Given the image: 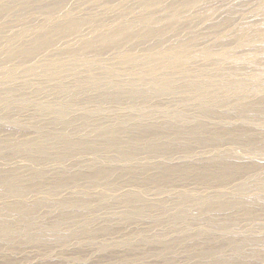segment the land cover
Returning a JSON list of instances; mask_svg holds the SVG:
<instances>
[{
    "label": "rangeland",
    "instance_id": "rangeland-1",
    "mask_svg": "<svg viewBox=\"0 0 264 264\" xmlns=\"http://www.w3.org/2000/svg\"><path fill=\"white\" fill-rule=\"evenodd\" d=\"M201 9L213 10L212 17L201 16ZM178 13L187 19L174 24L171 18ZM70 21L77 22L70 26ZM141 22L149 23L162 35L154 41L139 37ZM0 24V173L16 171L26 179L39 172L56 180L89 174L96 165L114 170L117 185L114 188L102 181L85 180L25 196L8 195L0 189L1 214L13 205H43L22 222H18V216L3 215L10 228L0 233V264H220L222 256H235L229 240L249 241L242 252L244 264H264V153L253 154L251 150L253 142L264 136V123L254 111H237L238 107L264 103V0H0ZM24 28L32 31L19 38ZM38 28L41 30L36 34ZM94 28L99 34L125 28L133 40L116 49L121 37L115 38L102 48L88 50L84 62L77 63L79 57L71 56L78 47L75 36L91 33ZM42 33L51 34V43L58 46L20 57V48H41L43 40L38 34ZM2 37L11 41L5 43ZM36 38L39 41L35 42ZM176 56L177 67L168 66ZM148 58L153 59L156 69L146 64ZM137 63L141 65L135 67ZM51 64H62L59 72L63 74L43 73ZM162 81L169 85L162 86ZM71 89L72 94L67 91ZM130 92L148 98L136 99L132 104L123 96L128 97ZM205 102L209 104L207 112H212L206 118L201 114ZM174 114L187 116L190 122L184 123ZM174 119L187 128L203 123L208 130L227 135L214 137L212 146L136 154L131 162H120V156L108 162L86 151L62 159L32 157L34 162H30L22 150L13 149L18 140L37 139L47 133L61 135L68 129L76 140L99 144L97 136L107 129L162 127ZM121 122L124 125L120 126ZM229 131L242 132L241 138L225 139ZM205 136L211 138V134ZM187 141L189 138L183 137L180 143ZM219 155L244 164L247 172L211 184L177 181L164 186V192L151 187L148 190L129 180V168L204 165ZM242 185L244 190L239 193ZM128 194L162 209L129 216L128 207L121 202ZM217 194L222 202H249L254 217L243 216L241 208L202 218L192 216L203 208L199 210L201 203L190 199ZM80 197L95 200L81 211L70 213L67 222L61 221L65 211L57 208V203ZM180 202L186 209L176 210ZM81 214L91 216L93 236L73 234L75 228L84 225ZM210 216L219 222L233 217L236 224L230 231L213 228L208 222ZM30 222L33 228L26 230ZM54 224L59 235L56 240H47L42 246L23 242L26 236L36 234L49 239L46 232ZM103 227L106 229L102 232ZM180 239H185L183 244H176ZM173 241L174 245H169ZM219 246L224 249L223 255H211Z\"/></svg>",
    "mask_w": 264,
    "mask_h": 264
},
{
    "label": "bare ground",
    "instance_id": "bare-ground-1",
    "mask_svg": "<svg viewBox=\"0 0 264 264\" xmlns=\"http://www.w3.org/2000/svg\"><path fill=\"white\" fill-rule=\"evenodd\" d=\"M66 1V0H65ZM52 2V1H51ZM51 4V3H50ZM54 4V3H53ZM195 3H193L194 5ZM55 7V6H54ZM45 9V8H44ZM213 10H200V15L204 16L206 18H210L213 15ZM188 16H190V13H187ZM174 15V14H173ZM172 15V16H173ZM199 15V12H198ZM187 19V16H182L181 14H175L171 20H174V24L178 22H182L185 19ZM192 18V17H189ZM77 21H70L69 25H75ZM143 22V21H142ZM140 23L141 29L139 30L138 34L139 37L141 36H147L149 39L153 40L157 39L162 34L159 30L155 29L153 30L152 26L149 25V23ZM1 25V24H0ZM36 27V26H35ZM63 28V27H62ZM171 28V27H170ZM173 28V26H172ZM25 29V28H24ZM32 29V28H30ZM30 29L23 30L22 34H20L19 38L24 35V33H29V31H32ZM168 29V28H167ZM41 30V28L36 29V34ZM125 28H119L115 31H109V32H101L99 34L97 31L98 29L94 28L90 32L91 33H81L78 36H75L77 48L74 52H72L73 57H79L77 63L84 62V55L88 50L92 49H99L102 48V46H106L108 42H111V40L121 37V41L119 43L115 44L116 49L123 48L125 44H128L132 39V37H128ZM84 31V30H83ZM157 31V32H156ZM49 33V32H48ZM126 34V37L124 36ZM38 38L42 39L43 42H41L45 48H43V45L39 49V47L36 48H30V50L26 49V47L18 49V53L21 54L20 57H27L28 54H34L38 51H43L49 49H55L58 45L54 42L51 43V39L53 38L51 34H38ZM38 38H36L34 41H39ZM147 38V39H148ZM2 40L6 41L5 43H9L11 39L6 40V37H2ZM127 39V40H126ZM115 42V41H114ZM121 43V44H120ZM7 45V44H6ZM120 45V46H117ZM32 47V45H30ZM25 48V49H24ZM52 49V50H53ZM27 52H26V51ZM72 57V58H73ZM178 56H176L173 60L170 61L168 66L170 67H177L176 62L178 61ZM55 61V60H54ZM148 65L151 66V68L156 69L155 67L157 65H153V59L148 58ZM75 63L76 65H78ZM62 65V64H61ZM61 65H48L45 67H48L47 70L43 73L50 75V76H60L63 74L62 72H59L61 70ZM135 65V64H134ZM141 64L135 65L140 66ZM149 66V67H150ZM133 67V68H135ZM113 71V70H112ZM77 75V74H75ZM74 75V76H75ZM49 76V77H50ZM147 76V75H146ZM258 73H255L254 77L257 79ZM39 77V76H38ZM165 77V76H164ZM53 78V77H51ZM147 78V77H146ZM44 79V78H43ZM202 79V78H201ZM91 80H97L95 78H92ZM143 80V79H142ZM168 81V80H167ZM200 81V80H199ZM80 80H77L76 83H80ZM94 82V86L97 84ZM162 86H168L169 82H161ZM98 85V84H97ZM127 85V84H126ZM231 86L232 84H228ZM80 86V85H79ZM98 86H96L97 88ZM195 88V86H193ZM161 89V88H160ZM69 93L72 94V89L67 90ZM120 94V93H119ZM73 96V95H70ZM116 98L122 97L121 95H115ZM124 99L129 100L131 103L132 101H135L136 99L144 100L143 98H148L146 94H136V92H130L128 97L125 98V95L123 94ZM142 97V98H138ZM133 104V103H132ZM264 104V103H262ZM246 106V107H238L237 111L245 113H250L251 111H254V114L258 117H260L259 121L264 123V107L262 106ZM132 107H135L132 105ZM206 107V108H205ZM209 104L207 102L201 104V114L203 117L211 116L212 112H207ZM205 108V109H203ZM63 110V109H62ZM64 112V111H63ZM258 114V115H257ZM173 117H177V119H183L184 123L190 122L187 116H180V114H174ZM181 123V122H180ZM176 119L172 120L171 122H167L162 127H156V126H150V127H142L139 126L135 130L129 129L128 127L122 126L118 128L110 129L100 135L97 136V141L99 144H93L90 142H85L84 140H76L73 138V134L71 135L70 130H64L61 135L57 134L56 136L52 134H41L37 139L34 138H27L25 140H18L14 150H22L25 158L29 160L30 162H34L32 157H36L41 160H45V158H59L62 159L67 155H73L75 152L78 151H86L91 152L92 154L95 153L96 159H103L108 162L114 161L113 158L115 156H120L119 161L120 162H131L133 161V158L137 156L136 154H155L156 152H163V153H170L172 150L178 151V149H191V145H214L215 139L221 138L222 134L227 135V133H219L218 131H215L214 129L208 130V126L204 125L203 123H197L195 127L193 128H187L185 126H181ZM119 125H124L122 122L119 123ZM96 130V129H95ZM210 131V132H209ZM100 132V131H99ZM229 136L225 137L230 141H237L239 138H241L242 132L237 131H229ZM205 134H211V138H207ZM220 136V137H218ZM183 137H188L189 141L180 143V140ZM215 137V139H214ZM10 141V140H9ZM14 142V141H13ZM11 142V143H13ZM253 146L251 148L253 154H259L264 153V136H261L260 140L258 142H253ZM127 147V148H126ZM70 155V156H71ZM166 155V154H164ZM38 156V157H37ZM155 157V156H154ZM106 158V159H105ZM232 158H229L228 156H222L219 155L217 157L212 158L210 161L205 163L204 165H174L170 167H158L156 165L154 166H143L142 169H136V168H129L128 170V176L129 180L132 181V183L135 184H141L142 186H145L146 188L151 189L155 188L157 191L164 192L166 185L174 184L175 182H179L181 184H186L190 182L191 180H195L197 182H203V183H213L217 181H230L229 179H233L236 176L242 175L247 172L248 168L244 167L243 165H240L238 163H234L231 161ZM38 163L40 161L37 160ZM96 163V162H91ZM94 171L91 173L86 174H75L70 178L66 177H59L56 180H49L48 178L44 177V174L37 173L34 175H31V178H24L19 173H0V189L4 190L5 192H8V195L12 194H18L21 196L28 195L30 192H36L45 188L49 189H56L60 187H65L70 184H79L81 181L87 180L88 183H97L102 181V183H107L108 185H114L116 188V182L113 180L114 177V170H106L97 167L96 165H93ZM151 168H155L154 172H152ZM118 172V171H117ZM215 178V179H214ZM224 178V179H220ZM220 179V180H218ZM264 182V181H263ZM244 185V184H243ZM238 189L239 193H242L244 190L243 186ZM54 186V187H53ZM151 187V188H150ZM221 198L220 196L214 195V196H208L206 198H193L190 199L194 201V203H201L198 209L203 208L200 212L192 214L195 218L199 217L202 218L203 216H208L209 214L212 216L218 211H225L232 208H241L244 215L248 219L254 217L253 207L249 202H244L239 199H228L227 201H219L218 199ZM95 200V199H94ZM91 201L90 198H78L77 200L71 199V200H62L61 202L57 203V208L64 209L66 212H62L61 221L67 222L66 219L67 216L70 215V213H73V211L78 210L81 211L86 205H90L94 202ZM104 200V199H102ZM123 202L127 207V215L131 216H137V215H144V214H151L155 209H162L161 206L158 205H150L149 203L144 202L141 198L133 194L124 195L122 198ZM105 201V200H104ZM248 203V204H247ZM105 204V202H103ZM43 206L42 204L35 203L30 206L19 204L16 206H10L5 210L4 214L0 213V233L10 228V225L8 222L2 218H6L3 215H15L18 216L17 220L18 222H22L27 219L28 214H34L36 213L37 206ZM161 205V204H160ZM163 207V206H162ZM197 208H192V210H198ZM186 209L184 207V203L180 202L177 204L176 210H182ZM199 209V210H200ZM189 210V209H188ZM82 220L84 221V225H82L79 228H75L76 230L73 232L74 235L77 236H93L95 234V231L92 230L91 224H92V218L90 215H79ZM209 217L208 222L211 223V227H216L217 229H222L224 231H230L231 227L236 224V219L233 217H230L229 219H226L225 221L219 222L215 217ZM198 218V219H199ZM33 228V224L30 222L27 225L26 230L28 228ZM210 228V227H209ZM49 232H46L49 236V239L46 235L43 234H36L32 236H26V239L23 241L24 243L28 244H35L36 246H42L47 240H56V237H59L57 233V226L51 225V227H48ZM102 232L106 229L105 227L102 228ZM201 232H197V234ZM198 234L197 236H201ZM17 237L14 236L9 241L14 240ZM142 235L139 238H141ZM159 238V237H158ZM186 238H190V236H187ZM179 239V238H178ZM185 241V239L183 240ZM182 239L177 240L176 244H183ZM249 241L248 240H242V241H228V246L231 247L235 253V256L233 258H220L219 263L220 264H244L245 257L242 254L244 249L246 248V245ZM169 243V245L173 244ZM130 246V245H128ZM107 248V247H106ZM217 248V249H216ZM212 250L211 255H223V248L221 246L216 247ZM201 257H204L202 254L199 253ZM256 255V252L254 253Z\"/></svg>",
    "mask_w": 264,
    "mask_h": 264
}]
</instances>
